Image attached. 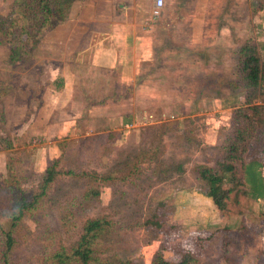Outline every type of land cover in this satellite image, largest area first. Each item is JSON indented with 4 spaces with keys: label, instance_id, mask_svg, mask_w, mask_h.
Wrapping results in <instances>:
<instances>
[{
    "label": "rangeland",
    "instance_id": "obj_1",
    "mask_svg": "<svg viewBox=\"0 0 264 264\" xmlns=\"http://www.w3.org/2000/svg\"><path fill=\"white\" fill-rule=\"evenodd\" d=\"M11 1L0 0V14L7 13ZM154 9L155 0L75 1L63 26L46 32L18 62H9L8 46L0 38V136L12 142V147L0 146V214L10 211L7 164L28 195L37 191L49 161L59 158L61 172L45 207L27 219L28 229L18 236L16 264H47L50 252L72 246L83 222L96 217L112 226L100 240L97 262L90 264H153L156 255L177 264L187 250L196 256L191 264H224L229 232L237 225L231 217L253 212L254 197L239 163L240 183L224 211L206 195L208 185L194 177L192 167L211 165L220 130L230 126L231 110L244 104L241 90L230 82L245 40L257 44L264 61V0H163L159 14ZM73 34L84 39L71 41ZM108 48H118L120 56L134 48L141 73L123 76L113 67L101 68L96 58ZM65 61L74 77L70 87L77 88L76 75L82 84V91H72L75 102L84 96L87 103H105L117 93L124 98L108 110L111 128L120 133L108 154L98 147L101 132L110 128L106 116L85 114L73 130L75 105L57 107L53 101L48 84ZM100 79L107 82L103 87L96 82ZM114 116H124L130 126ZM160 124L170 129L153 160L139 162L150 140L157 139V132H150ZM247 154L244 162L252 155ZM66 170L112 176L100 181L69 176ZM230 178L225 176L224 187L232 186ZM92 187L98 188L99 200L83 202ZM147 219L156 223L146 225Z\"/></svg>",
    "mask_w": 264,
    "mask_h": 264
},
{
    "label": "trees",
    "instance_id": "obj_2",
    "mask_svg": "<svg viewBox=\"0 0 264 264\" xmlns=\"http://www.w3.org/2000/svg\"><path fill=\"white\" fill-rule=\"evenodd\" d=\"M75 1L82 0H12L6 14H0V38L8 46L9 62H18L30 55L41 41L42 37L55 26L66 21L68 12ZM236 77L230 82L235 89L242 92L243 105L233 108L230 112V126L219 132V138L214 146L215 153L211 165L196 163L192 167L194 177L207 183L206 195L214 205L224 211L226 200L230 193L239 186V177L236 175L237 163L243 166L244 180L248 183L254 198L264 193V179L261 175L264 154V61L261 58L259 47L251 40H245L238 49ZM62 79L53 81L55 89H60ZM154 127V126H153ZM152 127V128H153ZM151 127H149L150 129ZM157 139L150 140V148L142 152L139 162L151 161L158 143L170 129L169 124H160L154 127ZM103 142L98 144L103 153H110L114 143L120 137L118 131H107L102 134ZM3 144V146H1ZM0 146L12 147L9 138L0 136ZM251 152L252 155L244 162V157ZM135 159L140 156L134 155ZM132 161V160H130ZM59 158H54L42 172L41 182L37 191L26 194L19 185L11 164H7V177L5 180L10 211L0 214V264H16L12 255L17 247L18 236L28 229L27 219L35 218L45 207L46 195L51 184L61 173L57 168ZM134 169L138 165L134 166ZM180 168V166H178ZM69 176H88L106 181L112 176L98 174L88 175L86 171L75 172L66 170ZM230 175L231 187H224L225 176ZM243 181V180H242ZM99 200L98 188H89L82 196L83 202ZM73 215V214H72ZM147 225L155 224L150 219L144 221ZM112 222L105 217L88 218L83 222L82 232L76 242L68 249L64 246L50 252L47 264H90L97 262L96 250L100 240L104 238ZM227 246V245H225ZM226 252L225 258H230ZM196 260L194 252L187 250L178 260L177 264H191ZM99 264H126L99 261ZM153 264H172L162 256L156 255Z\"/></svg>",
    "mask_w": 264,
    "mask_h": 264
},
{
    "label": "crops",
    "instance_id": "obj_3",
    "mask_svg": "<svg viewBox=\"0 0 264 264\" xmlns=\"http://www.w3.org/2000/svg\"><path fill=\"white\" fill-rule=\"evenodd\" d=\"M61 26H63L61 24ZM73 33V32H72ZM72 35V34H71ZM77 39L78 43L84 39V36H78L77 38H74V34L71 37V41ZM70 40V39H69ZM79 49V47H75ZM104 51L101 52V55L96 58L97 64L100 65L101 68H104L105 71H107L109 68L113 67L116 69L117 74H123V76L126 75H138L140 74V61L138 62V59L135 58L132 54H127V56H120L118 55V48H116L114 51L110 48L103 49ZM74 53V51L72 52ZM139 60L140 59L139 57ZM67 61H65V65L63 68L59 69V71H55L57 77H61L63 79V84L60 89H55L53 86V81L57 78L55 77L53 80L50 81L48 84L49 91L52 93L55 97L58 106L69 105L71 102L72 106L75 105V112L76 116L70 120L72 122L71 127H73V130L75 128L77 129V121L84 116L85 114L88 115V117H95L94 113H99L102 115L101 119L103 121H106L108 124L107 129H104L101 133L107 132V131H117L118 129L111 128L109 121L112 117L109 116L108 110L111 109L110 107H117L118 104L121 103V100L123 96H119L118 93L109 101V96L107 97V102L104 103L103 100L100 101H94V102H85V97L83 96L80 101L76 99V102L72 96V91L75 92L76 89H80L82 87L81 80L79 78V75H76L79 83L77 84V88L70 87L72 86L74 79L73 75L70 73L69 67L67 66ZM114 69V70H115ZM107 74V73H105ZM72 77V78H71ZM128 78H123L124 82ZM106 81V80H105ZM104 80L100 79L96 81L97 83L101 82V85L103 87ZM107 83V82H105ZM115 82L113 81L112 84ZM84 84V83H83ZM85 88V86H84ZM86 89V88H85ZM87 90V89H86ZM66 96V99L64 102L61 100L63 96ZM124 99V98H123ZM74 107V106H73ZM97 109V110H95ZM125 116V115H124ZM114 116V120L123 121V124L126 126L128 123L125 122V117L127 116ZM77 123V124H75ZM261 175L264 179V154H263V166L261 167ZM254 200V208L253 212L246 211L241 214H236L235 218L231 217V224L234 226L236 223L237 225L232 227L229 232L230 237V246L228 248V253L230 255V258L228 260L223 259L224 264H264V193L261 197L253 198ZM243 235L246 236V238L250 239L249 242L247 240H243Z\"/></svg>",
    "mask_w": 264,
    "mask_h": 264
},
{
    "label": "built area",
    "instance_id": "obj_4",
    "mask_svg": "<svg viewBox=\"0 0 264 264\" xmlns=\"http://www.w3.org/2000/svg\"><path fill=\"white\" fill-rule=\"evenodd\" d=\"M163 5V0H155V9L154 14H159L160 7ZM151 117V116H150ZM130 125L127 124L126 127H129Z\"/></svg>",
    "mask_w": 264,
    "mask_h": 264
}]
</instances>
